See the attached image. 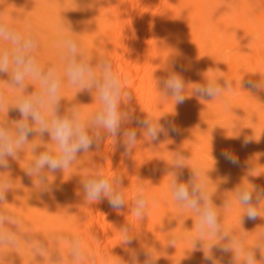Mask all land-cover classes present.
Segmentation results:
<instances>
[{"label": "bare ground", "instance_id": "6f19581e", "mask_svg": "<svg viewBox=\"0 0 264 264\" xmlns=\"http://www.w3.org/2000/svg\"><path fill=\"white\" fill-rule=\"evenodd\" d=\"M7 1L5 7L0 3V10L8 12L6 17L11 15L7 21L18 30H32L42 65L56 64L62 70L57 44L61 26L70 24L81 50L94 61L107 58L121 79L123 91L131 93V102L122 96V107L133 110L140 119L150 116L165 131L170 125L177 131L160 133L153 142L136 123L125 124L137 132L135 146L125 155L122 137L113 145V139L101 130L104 138L99 147L93 144L89 152L78 154L69 169L55 173L44 170L52 187L45 193H41L37 178L26 171L34 158L30 144L39 140L37 135L29 136L20 158H9L10 169L0 170V176L10 180L0 211L22 222L20 233L30 230L45 240L48 252L35 256L31 245L18 237L15 247L0 244V264H51V252L61 258V264H77L69 258L61 239L73 233L79 234L86 251V258L78 264H119L120 260L128 264L133 250L140 264L146 253L155 264H210L204 259L210 245L219 264H232L235 253L218 247L227 241L206 239L199 242L197 250L192 249L196 215L180 208L170 188L169 172L176 153L184 158L179 182L188 184L198 169L222 227L243 233L246 246L255 245L258 234L264 233V201L258 207L257 219L245 217L241 223L244 209L235 202L234 193L247 182L264 188V90L248 86L249 80L264 81V0ZM4 44L10 46L0 40V47ZM170 69L185 81L182 104L162 93L160 81ZM208 77L217 78L222 85L230 82L231 89L214 99L191 95L193 84H202ZM0 79V92L6 101L0 109V122L13 126L22 119L11 106L16 92L3 82L9 79L7 74H0ZM34 90L29 85L28 91ZM77 91L66 77L62 79V109L78 104L87 117L98 107L96 94ZM44 138L45 143H51L50 136L45 134ZM223 150L231 151L239 164L226 161ZM94 165L110 178H123L122 209L112 208L107 197L86 200L82 179ZM140 185L148 202L142 220L133 210L134 193ZM229 200L231 207L227 206ZM122 226L131 229L130 246L123 244ZM173 235L174 246L170 244ZM261 258L257 250V264H262ZM242 260L238 256L235 264Z\"/></svg>", "mask_w": 264, "mask_h": 264}, {"label": "clouds", "instance_id": "9594fccd", "mask_svg": "<svg viewBox=\"0 0 264 264\" xmlns=\"http://www.w3.org/2000/svg\"><path fill=\"white\" fill-rule=\"evenodd\" d=\"M75 34L70 24L61 26L57 46L61 53L62 70L56 64L44 66L37 59L38 42L32 30L26 28L20 31L0 15V40L10 44V47H0V74L8 75L9 79L3 82L16 92L15 104L11 106H14L22 117L14 121L13 126H9L7 121L0 122V170H9V158L19 159L25 146L29 145V136L37 135L38 142L33 141L30 144L34 158L28 163L26 171L29 176L37 178L41 193L52 191L44 170L55 173L69 169L78 159V154L89 152L93 144L99 147L104 138L101 130L113 139V145L122 137L125 155H130L137 141V132L125 128V124L136 123L145 130V135L153 142L159 139L160 133L167 135L169 131H177L172 125L165 131L164 127L153 121L150 116L140 119L134 115L133 110L123 108L122 96L131 102V93L123 91L121 79L113 71L111 62L107 58L94 61L86 55L81 50ZM169 73L160 81L162 93L166 97H173L176 104H182L185 101V81L171 69ZM64 77L68 84L78 91L95 92L98 107L87 117L83 115L78 104L66 110L62 109L61 86ZM29 85L34 86L35 90L29 92ZM193 85L191 95L201 99H214L222 95L226 89H231L230 82L224 81L222 85L215 77H208L204 83ZM248 86L250 89L264 90V81L249 80ZM5 103L4 94L0 92V109L4 108ZM45 134L50 136L51 143H45ZM248 142L246 138L244 143ZM41 147L44 150L38 151ZM221 155L229 163L239 164V159L231 151L223 150ZM183 159L179 153L173 156V168L169 172L170 188L173 199L180 208L190 209L196 215L197 235L192 239V249L197 250L199 242L206 239L227 241L218 247L222 252L235 253L232 264H235L238 256L243 257L241 264H257V250L261 253L260 262L264 264L262 255L264 233H259L255 245L248 247L243 233L237 234L234 230L222 227L210 199L208 185L201 178L198 169H194L188 184L179 182L178 177L182 175L184 168ZM82 188L87 201H100L107 197L112 208L119 210L125 206L123 178L120 176L110 178L102 168L95 165L91 171H85ZM9 190L10 180L0 176V203L6 202V193ZM234 198L244 209V216L240 218L241 223L245 217L255 220L260 216L258 207L264 201V188L247 182L235 190ZM231 203L229 200L227 206L231 207ZM147 207L145 190L140 185L134 193L135 216L144 219ZM21 225L22 222L14 219L7 211H0V244L15 247L18 245L19 237L31 245L35 256L43 257V254L48 252L47 242L39 236H33L30 230L20 233L18 229ZM120 231L123 244L130 246L133 243V237L129 234L131 229L122 226ZM61 239L68 247L71 260L78 264L86 258L85 246L79 234L73 233ZM174 243L173 235L170 237V244L174 246ZM204 259L210 264H219L212 255L211 245L205 250ZM49 260L51 264H61V258L55 252L49 253ZM119 264L125 262L120 260ZM128 264H140L136 251L131 252ZM143 264H155V260L146 253Z\"/></svg>", "mask_w": 264, "mask_h": 264}, {"label": "rangeland", "instance_id": "374dc122", "mask_svg": "<svg viewBox=\"0 0 264 264\" xmlns=\"http://www.w3.org/2000/svg\"><path fill=\"white\" fill-rule=\"evenodd\" d=\"M2 1H3V2H2ZM16 1H18V0H16ZM22 1H23V0H22ZM6 2H8V1H7V0H0V3H1L2 6L6 5V4H5ZM12 2H13V1H12ZM3 3H4V4H3ZM10 3H11V2H10ZM2 6H1L0 8H2ZM4 7H5V6H4ZM0 11H2V10H0ZM3 11H4V12H3ZM3 11L0 12V14L2 13L1 15H2L4 18H6V20H7L11 15H10V16L7 15L8 17H6V14H8V12H6L5 9H3ZM11 12H12V11H10L9 13L11 14ZM4 13H5V14H4ZM3 14H4V15H3ZM12 17H13V16H12ZM11 19H13V18H11ZM9 21H10V20H8V22H9ZM13 26H14V25H13ZM1 41H2V40H1ZM2 46H3V45H2ZM5 46H7V45L4 44V47H5ZM7 47H10V46H7Z\"/></svg>", "mask_w": 264, "mask_h": 264}]
</instances>
